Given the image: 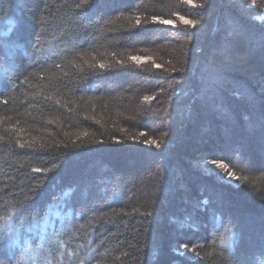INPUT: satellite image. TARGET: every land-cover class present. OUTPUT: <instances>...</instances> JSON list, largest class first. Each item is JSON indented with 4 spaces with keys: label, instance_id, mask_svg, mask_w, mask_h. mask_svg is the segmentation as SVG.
Segmentation results:
<instances>
[{
    "label": "trees",
    "instance_id": "1",
    "mask_svg": "<svg viewBox=\"0 0 264 264\" xmlns=\"http://www.w3.org/2000/svg\"><path fill=\"white\" fill-rule=\"evenodd\" d=\"M13 208L2 264H264V0H0Z\"/></svg>",
    "mask_w": 264,
    "mask_h": 264
},
{
    "label": "snow or ice",
    "instance_id": "2",
    "mask_svg": "<svg viewBox=\"0 0 264 264\" xmlns=\"http://www.w3.org/2000/svg\"><path fill=\"white\" fill-rule=\"evenodd\" d=\"M184 3L191 4L192 0H183ZM154 20L156 18H153ZM179 19L185 24L190 26H195L197 21L185 19L183 16H179ZM139 23V21H137ZM162 24H171L170 20H161ZM134 61H140V57H130ZM103 67V65H101ZM159 67V65H156ZM145 99H148L145 97ZM143 135V133H141ZM149 144H156L159 147V144L156 141H147ZM24 147V145H21ZM206 164H215L217 167L223 169L226 168V165L223 163H217L216 161H207ZM34 172L40 171V169H33ZM209 171H214L209 168ZM44 227V224L39 219H32L29 215H25L24 212L13 208V210L7 213L4 216H0V245L7 247V250L15 256V251L17 248H22L24 252L29 251L28 238L29 237H38L40 230ZM25 235L23 243H21V235ZM187 247V245H185ZM230 247V245H229ZM0 251H3L0 248ZM20 260H23V255H21ZM2 264V262H0ZM19 264V262H18ZM35 264V262H33Z\"/></svg>",
    "mask_w": 264,
    "mask_h": 264
}]
</instances>
